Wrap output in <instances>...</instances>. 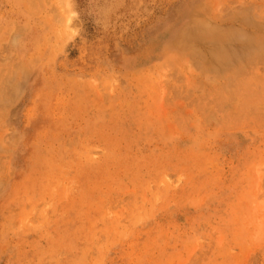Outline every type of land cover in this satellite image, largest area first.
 <instances>
[{
	"label": "rangeland",
	"instance_id": "obj_1",
	"mask_svg": "<svg viewBox=\"0 0 264 264\" xmlns=\"http://www.w3.org/2000/svg\"><path fill=\"white\" fill-rule=\"evenodd\" d=\"M0 264H264V0H0Z\"/></svg>",
	"mask_w": 264,
	"mask_h": 264
},
{
	"label": "bare ground",
	"instance_id": "obj_2",
	"mask_svg": "<svg viewBox=\"0 0 264 264\" xmlns=\"http://www.w3.org/2000/svg\"><path fill=\"white\" fill-rule=\"evenodd\" d=\"M205 27H207V29H208L209 26L205 25ZM201 28H202V27H201ZM205 29H206V28H205ZM205 29H202V30H203L202 32H201V30L197 29L198 32H197V31H196V32H197L198 34L194 31V32L196 33L197 37H198V38H197V37L195 36V34H194V36L196 37V39H199V37H200L199 40H201V39L203 38V36H204V37H205V40H206L207 35H204V34L206 33V32H204ZM207 29H206V30H207ZM208 30H209V29H208ZM199 31H200V32H199ZM209 31H210V30H209ZM190 33H192V32H190ZM192 34H193V33H192ZM191 36H192V35H191ZM191 36H190V37H191ZM192 39L194 40V38H192ZM192 39H191V40H192ZM209 39H211V38L208 36L206 41H208ZM203 40H204V39H202V41H203ZM195 41H197V40H195ZM202 41H200V42H202ZM198 42H199V41H198ZM216 57H217L218 59L221 58L220 55H216ZM232 59H236V56H233ZM110 142H111V141H110ZM112 144H113V143H112ZM113 151H114V150H113ZM110 152H111V151H110ZM109 154H110V153H109ZM197 154H198V153H197ZM108 157H109V156H108ZM108 157H107V158H108ZM107 158H106V159H107ZM114 159H115V158H113V160H114ZM114 161H115V160H114ZM120 161H121V159H120Z\"/></svg>",
	"mask_w": 264,
	"mask_h": 264
}]
</instances>
